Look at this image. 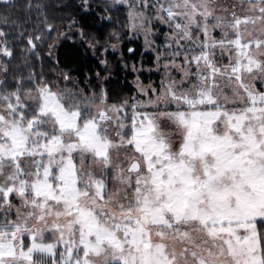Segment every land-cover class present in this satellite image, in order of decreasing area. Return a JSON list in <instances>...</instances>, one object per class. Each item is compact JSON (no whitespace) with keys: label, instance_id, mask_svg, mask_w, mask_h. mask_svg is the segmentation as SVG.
I'll list each match as a JSON object with an SVG mask.
<instances>
[{"label":"snow or ice","instance_id":"6c2138e0","mask_svg":"<svg viewBox=\"0 0 264 264\" xmlns=\"http://www.w3.org/2000/svg\"><path fill=\"white\" fill-rule=\"evenodd\" d=\"M52 7L0 0V264H264V0Z\"/></svg>","mask_w":264,"mask_h":264},{"label":"trees","instance_id":"16d2710c","mask_svg":"<svg viewBox=\"0 0 264 264\" xmlns=\"http://www.w3.org/2000/svg\"><path fill=\"white\" fill-rule=\"evenodd\" d=\"M49 2L53 6L50 10V15L62 29L75 19L78 26L84 28L90 34L106 37L109 32L120 30L125 24V14L123 12L108 13L109 15H113L111 25H109L107 21L101 19L104 15L102 9L105 0H92V11L87 13L78 10L77 6L80 0H49ZM62 3H71L73 7L60 11L57 5ZM102 24L105 25V27H101ZM122 34L124 35L126 33L122 32ZM53 36H55V33H53ZM85 48L86 46H81L78 42L74 43V41L67 39L63 40L60 43V47L57 49V55L61 59L62 66L68 64L75 69L74 75L80 77H82L84 72L100 69L98 61L91 55L90 51H88L87 56H85ZM72 60H76L77 63L72 64ZM47 68L48 65L46 64L45 70H47ZM89 74H91V72H89ZM112 75L114 78L111 79L112 84L110 87H114L117 81H119L121 85L124 84L125 74L123 72L113 71ZM132 78V75L127 76L128 87H131L130 80H132ZM125 94H127L126 91Z\"/></svg>","mask_w":264,"mask_h":264},{"label":"rangeland","instance_id":"374dc122","mask_svg":"<svg viewBox=\"0 0 264 264\" xmlns=\"http://www.w3.org/2000/svg\"><path fill=\"white\" fill-rule=\"evenodd\" d=\"M109 2H110V0H109ZM106 21V20H105ZM71 23V22H70ZM67 26H68V24L66 25V27L65 28H63L64 30H66L67 29ZM77 27H79L78 26V23H77V25H76ZM124 35H126V34H124ZM69 37L70 38H68V40H71V41H78V39H79V37H78V33H75L74 31L73 32H70L69 33ZM64 40H67V39H64ZM63 41V40H62ZM61 41V42H62ZM60 42V43H61ZM142 40H136V41H132V42H129L128 40H125L124 42H123V45L122 46H132V47H139V46H141L142 45ZM91 52V51H90ZM91 55H92V53H91ZM99 55V54H98ZM97 61H98V59L96 58V57H94ZM110 58V57H109ZM125 74V73H124ZM114 77H113V75L111 76V78L110 79H113ZM134 78V77H133ZM133 78H132V80H133ZM132 80H130V84H131V81Z\"/></svg>","mask_w":264,"mask_h":264}]
</instances>
